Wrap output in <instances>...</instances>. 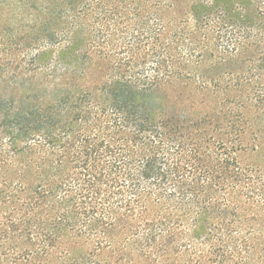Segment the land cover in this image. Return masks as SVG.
Returning <instances> with one entry per match:
<instances>
[{
  "label": "rangeland",
  "instance_id": "obj_1",
  "mask_svg": "<svg viewBox=\"0 0 264 264\" xmlns=\"http://www.w3.org/2000/svg\"><path fill=\"white\" fill-rule=\"evenodd\" d=\"M194 1L197 0H0V180L11 174L13 165L28 159L27 145L33 147L34 164L38 157L44 156V149L37 142L39 137L28 140L18 129L34 125L42 133L46 127L63 123L60 117L65 118L67 113L70 118L76 113L79 115L74 107L87 108L83 97L102 101L110 68L108 58H102L98 50L99 33L104 34L103 30L107 29L112 41L117 42L113 51L110 50L112 55L123 51L131 40L136 18L146 30L154 27L153 19L157 17L169 32L180 25L181 32L189 33L194 21L187 19L186 13H190L188 9ZM233 6L237 12L231 16L235 26L220 29L212 17L211 25L196 33L197 40L201 41V56L198 60H185L184 70L182 66L178 69L182 80L177 81H183L185 86L182 89L161 87L154 100L147 101V108L152 110L150 116L154 122L164 117L181 121L184 135L190 139L183 140L187 147L194 138L202 139L197 144L203 143V159L211 166L219 159L216 142L227 139V135H218L219 132H225L222 127L238 115L240 132L234 141L233 157L241 171L249 174L250 183H244L243 176L240 184L227 181L224 190L216 194L214 214L195 222L192 210L174 213L167 206L169 203L152 205L151 214L168 218L170 225L176 218L182 219L185 225L181 226V233L189 234L191 239L189 242L176 240L167 249L161 247L166 251L161 258L141 252L139 240L129 235L136 229L134 222L127 227H116L106 239H99L96 238L99 234L90 233V227L97 223L86 221V229L66 231L61 242L51 250L54 264H264V106L254 97L260 86L255 81L264 83V71H259L264 66V16L262 20L257 19L264 15V0H234ZM137 10L140 12L136 15ZM58 18L65 21L61 29L54 25ZM255 20L259 21L257 27L247 29L250 30L247 45L235 49L230 37L234 36L239 43L245 41L234 33L238 25ZM55 31L61 35L73 33L70 38L75 51L73 60H67L69 56L62 54L67 43L61 41L60 34L58 39L45 41V36ZM58 57L64 61L57 64ZM142 69L149 71L146 66ZM220 83H230V86L225 89ZM67 101L69 104H65ZM63 104L71 107L72 112L64 111ZM55 114L59 117H54ZM70 118L65 119L73 124V131L92 138L95 132L80 128L82 124ZM12 136L17 140L10 142ZM7 182L11 187L15 184ZM224 195L228 212L235 206L240 207L237 213L245 211L242 218L230 224V235L210 230L214 226L218 228ZM14 207L0 188V228L11 219ZM138 227L141 226L138 224ZM247 238L257 248L251 259H246V253L239 249ZM21 244L23 249H33L24 241ZM157 245L167 244L158 242ZM2 253L0 250V259H4L0 264H12ZM21 260L16 264H24Z\"/></svg>",
  "mask_w": 264,
  "mask_h": 264
},
{
  "label": "trees",
  "instance_id": "obj_2",
  "mask_svg": "<svg viewBox=\"0 0 264 264\" xmlns=\"http://www.w3.org/2000/svg\"><path fill=\"white\" fill-rule=\"evenodd\" d=\"M233 1H194L188 9L190 13H186L187 19L194 21L189 33L181 32L180 25L169 32L157 17L153 19L154 27L146 30L147 27L136 18L131 40L125 44L123 51L113 55L110 50L113 51L117 42L112 41L109 30L99 33L101 42L98 50L102 58H108L110 68L105 84L107 90L101 95L102 101L96 97H83L88 107H74L79 115L76 113L71 118L67 117L68 113L65 115L70 121L80 122V128L91 129V133H95L92 138L79 135L64 117H60V120L64 119L63 123L46 127L42 133L34 125L18 129L28 140L39 137L37 142L42 145L40 148L44 149L46 157H38L37 164H34L33 147L27 145L28 159L13 165L11 174L0 180L2 192L16 206L12 210V215L16 217L10 215L8 223L0 228L2 256H8L12 264L21 259L24 264H54L51 250L61 242L64 233L84 230L86 221H94L97 224L90 227V233L99 234L96 236L99 239H106L110 230L116 227H127L134 222L136 229L131 230L129 235L139 240L141 252L148 257L161 258L166 254L161 247L167 249L176 240L189 242L191 239L189 234L181 233V226L185 225L182 219L178 217L170 225L168 218L151 214L152 205L169 203L167 206L174 213L192 210L195 222L202 216L208 218L214 214L218 200L216 194L224 190L227 181L240 184L243 176L244 183H250L249 174L241 171L233 157L234 141L240 132L238 115L231 117L232 120L222 127L225 132H219L218 135H227V139L216 142L219 159L215 166H211L203 159V143L197 144L202 139L194 138L187 147L183 140L190 139L184 135L181 121L164 117V120L154 122L150 116L152 110L147 108V101L154 100L161 87L182 89L185 86L183 81H177L182 80L178 69L182 66L184 70L182 63L185 60H198L201 56V41L197 40L196 33L211 25L212 17L220 29L235 26L231 19L233 14L237 15ZM262 16L257 19L262 20ZM258 23L255 20L238 25L234 33L245 41L239 43L234 36L230 37L235 49L242 44L247 45L249 31ZM63 24L65 21L59 18L54 23L59 29ZM59 34L63 37L61 41L67 43V49L62 54L69 56L67 60H73L75 51L70 39L73 33L61 35L55 31L44 39L51 42L58 39ZM63 61L58 57L57 64ZM143 66L149 71L142 69ZM259 71H264V66H260ZM255 83L264 86L260 80ZM223 86L226 89L230 83ZM260 86L254 97L264 106V87ZM65 104L64 111H70L71 107ZM15 140L17 138L12 136L10 142ZM68 166H71V171H68ZM7 181L15 184L11 187ZM259 192L262 190L259 189ZM226 200L224 195V209L218 213V228L214 226L210 229L221 235H230V224L245 213H237L240 209L237 206L228 212ZM138 224L141 227L137 228ZM238 230L241 231V228ZM244 240L239 249L246 253V259H251L252 252L257 248L253 247V243L250 245L248 238ZM23 241L33 249H23ZM158 242L167 245H157Z\"/></svg>",
  "mask_w": 264,
  "mask_h": 264
}]
</instances>
